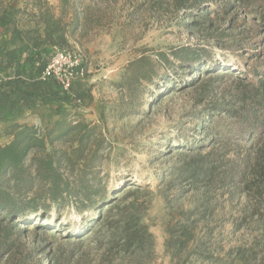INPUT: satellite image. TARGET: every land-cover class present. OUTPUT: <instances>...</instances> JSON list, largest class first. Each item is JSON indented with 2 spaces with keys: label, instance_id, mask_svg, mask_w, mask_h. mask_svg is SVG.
Masks as SVG:
<instances>
[{
  "label": "trees",
  "instance_id": "trees-1",
  "mask_svg": "<svg viewBox=\"0 0 264 264\" xmlns=\"http://www.w3.org/2000/svg\"><path fill=\"white\" fill-rule=\"evenodd\" d=\"M58 1L57 16L46 0H36V10L28 13L34 25L23 29L12 16L18 9L9 13L0 0V119L5 112H27L48 104L57 106L58 116L44 129L13 122L3 130L9 142L0 145V264H41L40 256L48 246L40 232L47 226H36L31 234L25 227L27 219L70 203L91 205L99 211V218L87 221L89 227L94 224L107 230V238L100 241L107 261L102 262L98 255V264H114L124 254L151 252L154 245L142 222L146 203L139 202L134 193L123 200L130 201L118 203L119 192L113 190L108 195L97 182L95 162L101 158L104 136L98 125L63 110L81 94L74 87L65 92L55 81L41 80L51 52L64 49L69 35L79 27L76 16L68 30L63 14L69 0ZM208 3L220 4L214 12L223 17L242 9L246 16H257L261 26L247 36L248 57L253 58L250 71L235 78L239 94L225 109L216 108L223 109V115L231 120L224 136L219 141L215 137L199 139L176 169V178L203 190V197L192 210H180L168 220L165 252L173 264H264V0H170L167 5L193 16L194 20L185 23L196 28L209 20L210 12L204 7ZM146 53L128 63L121 87L129 94L142 83L170 93L181 84L184 88L194 84L195 68L202 60L199 53L174 50L170 56L177 63L163 53L154 60ZM185 71L190 73L189 82L173 80ZM213 113L209 114L212 118ZM217 191L230 198H246L244 214L232 217L234 231L247 225L254 228L247 246L232 247L223 254L222 248H213L210 228L215 215L211 198Z\"/></svg>",
  "mask_w": 264,
  "mask_h": 264
},
{
  "label": "rangeland",
  "instance_id": "rangeland-1",
  "mask_svg": "<svg viewBox=\"0 0 264 264\" xmlns=\"http://www.w3.org/2000/svg\"><path fill=\"white\" fill-rule=\"evenodd\" d=\"M46 1L51 11L60 15L59 1ZM169 1L69 0L63 14V22L70 31L76 16L79 18L78 31L69 35L63 50L79 55L88 70L83 80L74 82L81 94L80 103L76 101L63 110L98 125L104 136L101 158L95 162L97 182L102 189L108 195L117 190L118 203L130 201L123 200L134 193L139 202L148 206L142 222L152 234L151 252L124 254L114 264H173L164 246L167 222L180 210H192L203 197V190L176 178V169L190 155L187 149L199 139L215 137L219 141L224 136L231 120L223 115V109L239 94L235 78H243L251 68L253 57H248L247 36L261 26L257 16H246L242 9H237L236 15L223 17L214 12L220 4L208 3L204 6L210 12L208 22L193 28L185 23L194 20L193 16L167 5ZM35 6L36 0H2V8L6 7L9 13L18 9L12 16L23 29L34 25L28 13L34 12ZM181 48L195 51L202 58L195 68L192 86L184 88L181 84L183 89L178 87L170 93L142 83L133 94L121 87L128 63L137 56L147 52L154 60L163 53L169 61L176 62L171 59V52ZM189 77L190 73L185 71L173 80L189 82ZM218 106L223 109H216ZM56 107L49 104L27 112H5L0 119V145L9 142L3 136L8 125L15 122L44 129L57 120ZM221 193L212 194L215 215L210 228L213 248H222L223 254L232 247L247 246L254 228L247 225L234 231L232 217L244 214L246 198H230ZM96 208L70 203L28 222L25 227L31 234L36 226H47L45 232H40L48 246L40 256L41 264L107 261L100 243L107 238L106 228L94 224L89 227L87 223L99 218Z\"/></svg>",
  "mask_w": 264,
  "mask_h": 264
},
{
  "label": "built area",
  "instance_id": "built-area-1",
  "mask_svg": "<svg viewBox=\"0 0 264 264\" xmlns=\"http://www.w3.org/2000/svg\"><path fill=\"white\" fill-rule=\"evenodd\" d=\"M46 66L41 80L51 79L65 92L74 87L75 81L83 80L88 72L84 60L67 49H57ZM76 101L80 103L79 100Z\"/></svg>",
  "mask_w": 264,
  "mask_h": 264
},
{
  "label": "bare ground",
  "instance_id": "bare-ground-1",
  "mask_svg": "<svg viewBox=\"0 0 264 264\" xmlns=\"http://www.w3.org/2000/svg\"><path fill=\"white\" fill-rule=\"evenodd\" d=\"M231 64H228L227 66H230ZM35 217H36V215H33V217H31V218H28L27 220L30 222V221H34V219H35ZM47 225V224H46Z\"/></svg>",
  "mask_w": 264,
  "mask_h": 264
},
{
  "label": "crops",
  "instance_id": "crops-1",
  "mask_svg": "<svg viewBox=\"0 0 264 264\" xmlns=\"http://www.w3.org/2000/svg\"><path fill=\"white\" fill-rule=\"evenodd\" d=\"M49 105V104H48Z\"/></svg>",
  "mask_w": 264,
  "mask_h": 264
}]
</instances>
